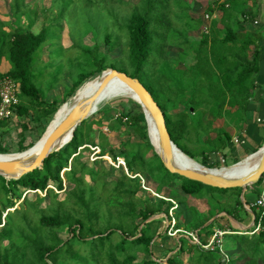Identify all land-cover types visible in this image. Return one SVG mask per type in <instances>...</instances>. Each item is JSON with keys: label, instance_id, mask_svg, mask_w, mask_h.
Wrapping results in <instances>:
<instances>
[{"label": "trees", "instance_id": "trees-1", "mask_svg": "<svg viewBox=\"0 0 264 264\" xmlns=\"http://www.w3.org/2000/svg\"><path fill=\"white\" fill-rule=\"evenodd\" d=\"M24 1L9 2L14 23L4 22L0 15V63L4 59L9 65L6 73H0V80L6 76L16 82L19 100L13 119L0 121V138L11 126L17 128L19 152L33 146L24 145L28 134L50 122L59 109L58 101L43 97L33 82L34 57L46 44V31L42 29L37 34L31 31L36 20L22 26L20 18L26 17L27 13L20 9L19 3L30 10ZM114 1L128 6L123 0ZM187 1L139 0L131 5V13L126 17L127 42L124 44L133 68V74L129 76L142 83L139 77L146 74L145 67L152 59V64L156 65L152 66L153 72L163 84L161 93L165 102L162 105L157 102L155 87L142 84L163 112L171 141L193 160L187 145L195 142L201 158L200 162L195 161L214 168L208 163V154L224 150L231 142L227 132L213 127L214 121L222 117L226 105L241 108L246 104L247 107V96L256 87L253 76L259 73L264 25L246 29L244 24L256 17L260 0L210 4L206 9L207 16L215 11H220L222 16L219 21L213 19L207 32L197 40L191 39L189 34L203 24L190 15L191 6ZM7 26L10 31L5 30ZM249 52H252L250 56ZM191 54L193 63L178 69L177 65ZM169 59H173L175 65L170 64ZM97 65L95 72L82 75L71 85L64 95V102L86 81L89 83L102 71L113 69L106 66L104 60ZM202 86L206 87L208 98L213 92L223 101L199 103ZM112 109V106H104L96 112L103 117L108 115L111 122L103 126L101 119L83 121L71 141L45 158L40 169L18 180L0 176V264H162L153 259L152 248L156 237H167L166 233L159 232L163 217L148 221L151 217L164 215L169 222L173 218L174 231L181 228L187 233L198 230L203 244L213 235L214 222L203 227L213 216L225 213L241 221L235 211L241 206L238 198L241 189H216L170 174L152 150L143 112L119 113L113 118L110 116ZM94 126L97 142L91 139ZM105 127L110 131L129 127L138 140H125L116 151L102 131ZM211 134L215 137L211 138ZM88 147H98L100 152L96 157L99 158L106 153L112 158L117 155L124 158L132 175L139 174L155 184L156 194L160 195L165 188L172 190V185H176L181 197L175 200L150 198L142 194L145 190L141 188L140 180L128 177L123 171L112 178L116 169L105 168L101 158L95 162L98 166L83 161V153ZM260 149L252 154H257ZM5 153L0 148V154ZM237 163L238 160L231 165ZM260 183L259 180L256 185L260 186ZM27 191L36 193V198H27ZM59 192L64 193L61 200ZM188 198L205 201L207 214L188 205ZM47 199L48 204L40 207ZM20 200L19 208H14ZM252 212L255 225L260 222L262 228L251 236H232L247 237L243 251L250 261L246 264H256L258 260L264 263V215L253 209ZM184 216L188 219L181 221ZM229 229L238 232L231 226ZM63 232L67 233L64 239L60 236ZM170 253L173 254L166 264H183V254L188 256L190 264L221 263L216 257L205 256L199 246L191 244L184 236L178 239L175 247L167 250L166 255Z\"/></svg>", "mask_w": 264, "mask_h": 264}, {"label": "rangeland", "instance_id": "rangeland-1", "mask_svg": "<svg viewBox=\"0 0 264 264\" xmlns=\"http://www.w3.org/2000/svg\"><path fill=\"white\" fill-rule=\"evenodd\" d=\"M123 1L127 2L128 6L119 5L117 1L113 2V0H25V4L27 3L28 8H30L29 11L26 9L24 4L19 3L20 9L23 12L26 11L27 13L26 17L20 18L22 26L26 27L28 25V22H34L36 20L32 25L31 31L35 34L39 33L42 29L46 31V44L43 49L41 48L35 54L34 57L33 82L36 84L43 97H47L48 100L58 101L59 109L64 105H72L75 102L78 96L77 92L75 93V95H73L74 97L72 96L65 102L63 101L64 95L66 94L67 90L74 82L78 81V79L82 75L84 76L89 73L95 72L98 67L97 63L101 60H104L106 66L112 67L113 70L126 73L127 75L133 74V68L129 62L128 51L124 45L125 41L127 42V30L125 28V24L127 22L126 17H128L131 13V5L137 4L139 0ZM9 2L10 0H0V15H3L4 20H8L7 22H12L13 18L10 14ZM187 3H189V1H187ZM207 3V0H198V2L194 1L192 3V6L193 9H197L198 13H200V16H202L203 9ZM259 9L261 20H263L264 5L262 0H260ZM202 33L204 32L200 27V30H197L196 32L190 34V38L193 40H197ZM157 41L160 42V39H157ZM172 53L174 52L172 51ZM43 58L44 60L50 58V63L48 64L47 62H44ZM168 62L175 65L174 63H172L173 59H169ZM192 63L193 59L191 54L188 55L183 60V62L178 64L177 68H185ZM152 66L156 65L152 64V59H150L149 63L145 67L146 74L144 76H140L139 78L145 86H152L158 90L154 95L157 102L162 105V103L165 102L161 93L163 84L159 80L157 74L153 72ZM89 81V83L85 82L84 84H82V88L79 90V92H86L89 89V86L95 83L96 77L90 79ZM205 91L206 87L204 88L202 86L199 103H203L206 100H213V103H219L223 101V98H217L218 96H215L213 92L211 94V98H208ZM245 96L246 95H243V98H246ZM187 97H189V95ZM251 101H253V90L250 91V94H248L247 96V107H245V104L241 108H235V110L231 112L232 108L226 105L225 111L222 115V117L225 116L230 119V123L236 128V132L233 134V136L240 140L242 137V128H244L245 130L247 129V124L251 120V116L253 114L251 113V111H249V105ZM104 106L113 107L110 113V116L113 118H116L119 113L134 114L137 112H142L139 104L128 97L122 96L112 100L106 105L100 106V108ZM91 119H101L103 122V126H106L109 122L112 121V118H110L108 115L103 117L102 114L96 113L90 116L87 120ZM49 123L50 122H47L43 126L37 127L31 133H29L26 141L24 142V145H35L44 134ZM10 124L12 125V123ZM220 125H222V123L216 120L215 126L219 127ZM92 131L93 133L91 134V139L97 142L98 139L96 138V126L93 127ZM102 131L106 133L109 141L114 144L113 148L116 151H119L121 149V142L128 139L132 141L138 140L137 136L134 135L133 131L129 127H121L118 131L114 132L108 131L107 127H105L102 129ZM17 133L18 129L11 126L8 133L0 138V148L1 151L6 152L5 154L21 153L19 152V138L17 136ZM262 134L263 141L261 145H263L264 142V130L262 131ZM229 136L232 137L231 134ZM233 140L234 139L231 140V144L227 147L226 151L223 152V150H219L217 154H208V163L212 167H229L232 166L231 164H233V162H235L236 160H238L239 162V160H241L243 157L245 158L246 155L247 158L254 155L252 154L254 151H250L246 155L243 154V147H247V145L250 144L247 139H245L246 143L244 142V145L240 143L236 144L233 142ZM187 146L189 153L197 162H200L201 158L199 156V146H197L195 142H192ZM261 147L255 149V151L259 150ZM88 148L89 149L84 151L83 153V161L88 162L91 166H98V164L95 162L98 161L97 159L101 158V163L105 168L108 169L111 167L109 160H107L106 158L107 156L111 158V154L106 153V155L99 158L96 157V155L98 154V150L96 148ZM150 154L151 153H149L148 156ZM197 164L201 167H204L200 163ZM120 171L121 170L116 169V172L114 173L112 178L118 177L120 175ZM65 185L67 184L65 183ZM144 187L146 189H149V191L145 190V193L142 194L149 196L150 198H157L156 196H160L156 194V186L149 178H144ZM171 189L172 190H169L168 188L163 189L162 195L170 197L173 200L181 197L182 193L177 190L176 185H172ZM259 191L260 186H252L244 195V201H247V203L250 204V200H253V198L250 197H253V194H257ZM26 193L27 198H29L30 200H34L36 198V193L30 191H27ZM58 198L60 200L63 199L64 193L59 192ZM238 198L241 206H239L238 209L235 210L236 217L242 222H248L250 220V213L244 208L242 192L240 193V196ZM20 202L21 200L17 201L14 208H19ZM187 203L188 205L196 207L203 213L208 209L207 204L203 201H196L188 198ZM47 204L48 199L43 202L40 207H45ZM10 211H12V209H10ZM254 212H257L256 209L254 210ZM172 215H174V213ZM160 217H163V222L161 224L159 232H161L162 235L166 233L167 237L162 236L161 238L156 237L154 239L152 254L153 259H157L162 264H166V258L174 253L173 252L166 255L167 250L171 247L176 246V242L182 236V233L172 230L174 222L173 219H171V222H169L167 219H165L164 215L157 216V218ZM217 222L219 225L225 226L226 228H229L231 226V224L228 225L225 215H223V217ZM231 223L234 227L237 225L233 221ZM252 228H250L249 230H251ZM179 230L182 231V228ZM60 236L64 239L67 237V233L63 232L60 234ZM184 236L185 238H189L187 234H185ZM246 238L247 237L245 236H231L226 234L221 238L220 249L216 245L213 251H202L204 252L205 256L209 258L216 257L218 259L217 261H221L220 264H229L227 261H223V257L221 256L220 252H224V254L228 257L232 256L233 249L237 246H240L243 250L245 244L248 243L246 241ZM202 241L203 240H201V242ZM190 242L193 244V239ZM141 256L142 255H139V257ZM186 257L188 256H186L185 254L182 255V258Z\"/></svg>", "mask_w": 264, "mask_h": 264}, {"label": "water", "instance_id": "water-1", "mask_svg": "<svg viewBox=\"0 0 264 264\" xmlns=\"http://www.w3.org/2000/svg\"><path fill=\"white\" fill-rule=\"evenodd\" d=\"M100 75L102 76V78L95 91L88 97L80 99L72 105V107L70 108L68 113L62 118V120L47 134L38 153L35 156H29L27 154L28 152L24 151L20 153L19 158L0 159V176L5 178V174L11 176L14 175L9 180H18L23 175L31 173L36 169H40L42 167L44 159L47 158L49 155L53 154L54 152L59 151L64 145L69 143L77 127L83 121L87 120L90 116H92L98 111L96 110V107L102 100L101 96L105 87L108 85L109 81L112 78H115L119 82L127 86L136 95L138 104L142 109L145 122L147 120V114H149V116L151 117L155 125V130L160 144V152H157L154 149L149 137L148 140L155 154H157V156L163 163L164 168L170 174H176L188 180L199 182L205 186H209L216 189L239 188L241 189L242 193L259 182L260 178L264 174V143L262 148L260 149L261 155L255 169L252 172L245 174L237 179H225L213 170L202 172L200 170L193 169L187 166L176 165L174 162L175 150L179 151L180 154L185 156L187 159H189V157L186 156L181 150H179L176 145L171 141V138L165 125L164 114L159 108L158 104L153 99L152 95L143 86V84L137 78H132L123 72H119L113 69L104 70L100 73ZM79 88L77 89V91L79 90ZM57 112L58 110L55 112V114ZM67 131H70V138L64 145H61L59 147L58 145L60 143V138ZM0 156L4 157V155ZM155 218H157V216L151 217L148 221H151ZM229 218L233 222H236L239 226L241 225L232 217ZM211 221L212 220L208 221L206 224H204L203 227L208 226ZM250 227L251 226H248L244 228V230L246 231V229H249Z\"/></svg>", "mask_w": 264, "mask_h": 264}, {"label": "crops", "instance_id": "crops-1", "mask_svg": "<svg viewBox=\"0 0 264 264\" xmlns=\"http://www.w3.org/2000/svg\"><path fill=\"white\" fill-rule=\"evenodd\" d=\"M194 1L198 2V0H189L190 6H191L190 15L193 18H195V19H200L202 21V24H203L202 27H201V30L203 32H207V30L209 29V26H210L211 21L213 19L219 21L220 18H221V16H222V13L220 11H215L211 16H208V18L206 19L205 16H207V14H206L207 7L210 4H212V3H215V2L222 3V2H225L227 0H207L208 3L205 5V7L203 9L202 16H200V13H198V10L197 9H193L192 3ZM262 2H263V5H264V0H262ZM248 7H251V2H248ZM257 9H258V13H257L256 17H254L251 21H248V22H246L244 24V27L246 29L250 28V26L252 27V25H253V27L264 25V19L261 20V14H260L259 5H258V8ZM2 18H3L2 20L4 22H7L8 21V20H4V16ZM11 23H14V21H12ZM218 27H220V25H218ZM8 29H10V26L5 27V30L6 31H10ZM192 33H194V32H190V34H192ZM251 53L252 52H249L248 55L250 56ZM260 60L261 61H260V64H259V73L258 74H255L253 76L254 79H255V86L256 87H255V90H253V101H251V103L249 105V111H251V113H253V114L251 116V120L247 124V129L245 130L244 128H242L243 131L241 132L242 133L241 140L243 142V145H244V142L246 143V140L245 139H247L250 142V144H248L247 147H243L244 148V150H243V154L244 155H246L250 151H254L255 149L259 148L261 146V144H262V141H263L262 131L264 130V128H263V123H264V42L262 43V48L260 49ZM43 61L44 62H47L48 61V58L46 60H44V58H43ZM8 69H9L8 63L4 59H2L1 60V63H0V73H6L8 71ZM234 110H235V108H232L231 109V112H233ZM216 120L220 121L222 123V125H220L219 127H216L215 126V121ZM216 120L214 121L213 127L223 129L229 135L230 134L232 135L231 140L234 139L235 137L233 136V134L236 132V128L230 123V119L224 116V117H220V118H218ZM108 131H110V130H108ZM110 132H114V131H110ZM210 137L211 138H214L215 135L214 134H211ZM230 144H231V142L227 145V147L230 146ZM227 147L223 150V152L226 151ZM95 148L98 150V152H100V149L98 147H95ZM215 154H217V153H215ZM224 156H226V155H224ZM246 156H245V158L244 157L243 158L246 159L247 158ZM243 158L241 160H239V162L242 161V160H244ZM248 190H249V188H248ZM248 190H246L245 192L242 193V200H243V202H246V203H247V201H244L243 198H244V195L248 192ZM259 192L257 194H253V197H250V198H253V200H250L251 203L255 201L256 197L259 194ZM156 197H158V198H167V196L162 195V192H161L160 196H156ZM193 200H195V199H193ZM196 201H199V200H196ZM203 202H205V201H203ZM254 210H255V208H253V211ZM173 213L174 212H171V215ZM204 213L207 214V211L204 212ZM256 213H258V211ZM223 215H225L228 224H231L232 229L237 230L238 232L229 231L230 230L229 228H226L225 226H222V225H219L218 224L217 221L219 219H221L223 217ZM172 216H174V215H172ZM254 216H255L254 213L250 214V220L248 222H242V221H240L239 222L241 224L240 226L235 222L237 224V225L234 224V225H236L235 227L232 225V223H231L232 221H230V218H229L230 216H227L225 213H219V214L213 216L212 218H210L208 221L212 220L211 223L214 222V224H215L214 227H213V233L216 230H222V231H224V229H225L226 231L231 232V233H228L227 235H231L232 236L234 234H238V235L251 236L254 233L256 234L258 232L257 231V232H254L252 234H247V231H251V232L253 231V228L252 227H254V225H255V223H254ZM187 219H188V217H185L184 216L181 219V221L187 220ZM174 223H175V220H174ZM237 226H239V227H237ZM248 226H251L250 228H252V229L249 230L250 229L249 228V229H246V231H245L244 228H246ZM182 231H183V229H182ZM197 231H195V232H197ZM179 232L182 233L180 230H179ZM181 235H182L181 237L184 236L183 233ZM211 237H212V235L207 239V242L210 240ZM234 249H233L232 256H230V257L227 256V260L226 261L229 264H231V263H233V264H246V263H248L250 261V258L244 253V251L242 250V248L240 246H237ZM165 262H166V260H165ZM224 262H222V263H224ZM183 264H190L188 262V257H186V258L183 259ZM256 264H264V263L261 260H258Z\"/></svg>", "mask_w": 264, "mask_h": 264}, {"label": "bare ground", "instance_id": "bare-ground-1", "mask_svg": "<svg viewBox=\"0 0 264 264\" xmlns=\"http://www.w3.org/2000/svg\"><path fill=\"white\" fill-rule=\"evenodd\" d=\"M101 78H102L101 75L97 76L95 83L92 86H90L86 92H82V91L79 92V90L82 87H80L78 91L76 90V92L78 93L77 94L78 96H77L75 102L80 100V99L86 98L90 94H92L95 91L96 87L98 86L99 82L101 81ZM121 96L122 97H128V98H130V99H132L138 103L136 95L127 86H125L124 84L119 82L117 79L112 78L109 81L108 85L105 87V89L102 93V96H101L102 100L97 105L96 110H98L100 108V106L106 105L110 101H112L116 98H119ZM72 105H64L63 107H61L58 110V112L54 115L53 119L48 124L44 134L39 139V141L35 145H33L31 148L25 150L28 152L27 154L29 156H35L38 153V151H39L45 137L47 136V134L62 120V118L68 113V111L70 110ZM146 124H147L148 137H149L154 149L157 152H160L161 148H160L157 133L155 130V125H154L151 117L149 116V114H147ZM69 138H70V131H67L60 138V141H59L60 143L58 146L60 147L61 145H64L68 141ZM0 155H4V157L0 156V159H3V158L15 159V158L20 157V153L0 154ZM260 155H261V151H259L257 154H254L253 156H251L245 160H242V161L238 162L237 164L229 166V167L223 166L220 168H205V167H201L200 165H198L195 160H193L191 158L187 159L185 156L180 154L179 151L175 150L174 151V162L176 165L187 166V167H190L193 169L200 170L202 172H207V171L213 170L214 172H216L217 174H219L223 178L228 179V180H233V179L240 178L241 176L252 172L259 162ZM215 170H218V171H215ZM13 176L5 174V178L7 180L11 179Z\"/></svg>", "mask_w": 264, "mask_h": 264}, {"label": "built area", "instance_id": "built-area-1", "mask_svg": "<svg viewBox=\"0 0 264 264\" xmlns=\"http://www.w3.org/2000/svg\"><path fill=\"white\" fill-rule=\"evenodd\" d=\"M205 18L207 19L208 16H205ZM19 100H18V85L16 84L15 81H13L12 79H10L9 77H3L0 80V121H10L11 119H13L14 115H15V108L18 105ZM234 143L238 144H243L242 140L238 139V138H234L233 140ZM99 153V152H97ZM107 160H109L110 166L115 168V169H119L121 171H123L128 177L130 178H138L140 180V184L142 186V188L146 191H149V189H146L144 187V178H142L139 174L136 175H132V173H130L127 169L126 166V162L125 159L120 157V156H116L115 158H109L108 156L106 157ZM260 192L258 194V196L256 197L255 201L248 204L246 202H244V208L250 213L252 214V209L255 208L258 213L262 216L264 215V174L262 175V177L260 178ZM174 222H173V226H174ZM172 226V228H173ZM261 224L260 222H257L256 225H254L253 227V231L252 232H247V234H252L254 232H257L261 229ZM179 230H176V232H178ZM184 235L187 234L188 235V239L189 241H192L193 239V244L199 246L203 251H213L215 249V246L217 245L218 248L220 249L221 247V238L228 233H231L229 231H222V230H216L212 237L210 238V240L207 243H202L200 238L197 235V232H184L181 231ZM221 256L223 257V261L227 260V256L224 254V252H220Z\"/></svg>", "mask_w": 264, "mask_h": 264}]
</instances>
